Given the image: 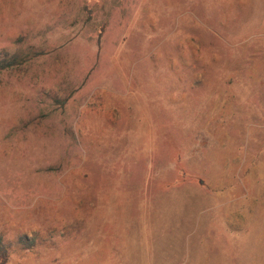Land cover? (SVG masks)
Here are the masks:
<instances>
[{"label": "rangeland", "instance_id": "obj_1", "mask_svg": "<svg viewBox=\"0 0 264 264\" xmlns=\"http://www.w3.org/2000/svg\"><path fill=\"white\" fill-rule=\"evenodd\" d=\"M7 264H264V0H0Z\"/></svg>", "mask_w": 264, "mask_h": 264}, {"label": "trees", "instance_id": "obj_2", "mask_svg": "<svg viewBox=\"0 0 264 264\" xmlns=\"http://www.w3.org/2000/svg\"><path fill=\"white\" fill-rule=\"evenodd\" d=\"M34 54H23L16 53L9 59L0 61V71L9 70L21 67L23 64L27 63L29 60L34 58ZM10 257V250L8 246L4 243L3 239L0 237V264H7Z\"/></svg>", "mask_w": 264, "mask_h": 264}]
</instances>
